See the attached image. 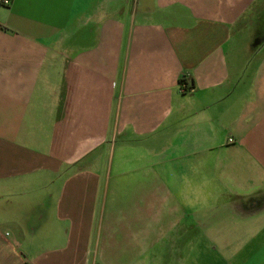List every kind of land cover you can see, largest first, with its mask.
<instances>
[{
  "label": "crops",
  "instance_id": "0c3cea01",
  "mask_svg": "<svg viewBox=\"0 0 264 264\" xmlns=\"http://www.w3.org/2000/svg\"><path fill=\"white\" fill-rule=\"evenodd\" d=\"M0 264H264V0L0 3Z\"/></svg>",
  "mask_w": 264,
  "mask_h": 264
},
{
  "label": "built area",
  "instance_id": "2783aa9c",
  "mask_svg": "<svg viewBox=\"0 0 264 264\" xmlns=\"http://www.w3.org/2000/svg\"><path fill=\"white\" fill-rule=\"evenodd\" d=\"M10 0H0L2 5H8ZM179 90L180 92H184L186 90V86L183 83H179Z\"/></svg>",
  "mask_w": 264,
  "mask_h": 264
},
{
  "label": "trees",
  "instance_id": "16d2710c",
  "mask_svg": "<svg viewBox=\"0 0 264 264\" xmlns=\"http://www.w3.org/2000/svg\"><path fill=\"white\" fill-rule=\"evenodd\" d=\"M180 83H183L181 80H180ZM184 84V83H183Z\"/></svg>",
  "mask_w": 264,
  "mask_h": 264
}]
</instances>
